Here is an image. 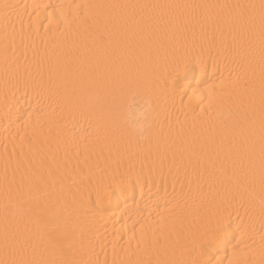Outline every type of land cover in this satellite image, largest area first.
<instances>
[{
	"label": "bare ground",
	"instance_id": "bare-ground-1",
	"mask_svg": "<svg viewBox=\"0 0 264 264\" xmlns=\"http://www.w3.org/2000/svg\"><path fill=\"white\" fill-rule=\"evenodd\" d=\"M123 3L259 0H0V259L4 205L18 198L22 181L51 167L57 177L52 195L67 218L66 235L60 239L66 259L77 264H144L156 258L166 238L179 257L178 232L201 220L214 227L223 216L226 224L215 243L201 249L209 264L217 259L222 264H264V191L258 176L201 190L187 157L184 163L179 156L174 159L183 140L229 120V110L246 103L247 85L242 79L237 86L236 77L254 79L258 87V67L255 76L244 72L241 58L230 56L217 42L219 54L216 49L211 53L215 66L206 51L203 72L193 59L174 81L158 78L149 91L126 94L117 123L95 94L78 83L75 92L71 84L65 87L73 41L80 48L90 46L97 31L91 17L102 21L106 11L86 6ZM6 4L15 7L5 10ZM187 36L193 40V32ZM194 39L193 54L199 55V28ZM42 77L44 87L38 88ZM227 93L229 103L217 111L215 100ZM70 109L85 116L70 120ZM145 110L147 119L134 124L130 116ZM113 174L117 180L128 178L127 183L108 191L99 213L86 211L82 199L90 196L94 202L100 178L107 181ZM23 195L28 198L27 189Z\"/></svg>",
	"mask_w": 264,
	"mask_h": 264
},
{
	"label": "snow or ice",
	"instance_id": "snow-or-ice-1",
	"mask_svg": "<svg viewBox=\"0 0 264 264\" xmlns=\"http://www.w3.org/2000/svg\"><path fill=\"white\" fill-rule=\"evenodd\" d=\"M14 7L4 5L5 10ZM86 7L106 11L101 13L102 21L91 17L97 31L90 46L84 44L80 48L73 41L74 54L65 70V87L71 84L75 92L78 83L102 99L113 123H117L116 114L126 94L149 91L158 78L174 81L193 59L203 72L206 51L215 66L211 53L216 49L219 54L217 42L224 52L241 58L244 72L250 71L255 76L259 68L258 87L254 79L239 74L236 77L237 86L242 79L247 85L246 103H241L235 112L230 109L229 120L212 124L206 132L183 140L174 159L179 156L184 163L187 157L186 164L192 167L201 190L205 185L211 188L226 181H253L258 176L264 191V0L258 4L123 3ZM197 28L202 42L199 55H194ZM190 31L192 41L187 36ZM228 37L231 43L227 42ZM37 87H44L43 77ZM230 96L231 93L223 94L215 100L217 111L229 103ZM209 104L212 106V98ZM68 115L70 120H75L85 113L70 109ZM127 179L121 175L117 180L116 174L107 181L101 177L96 200L93 202L88 196L82 199L81 206L88 212L99 213L108 191L122 189ZM56 180L51 167L46 172H37L27 183L22 181L19 185L18 198L4 205V258L0 264H77L64 258L60 245V239L66 235L67 218L57 207L59 198L52 195ZM25 189L28 198L23 195ZM101 191L104 196L100 195ZM225 224L223 216L210 228L201 220L177 233V244L182 249L179 257L168 247L166 238L156 258L144 264H209L201 249L215 243ZM156 244L158 241H153ZM216 264L222 261L217 259Z\"/></svg>",
	"mask_w": 264,
	"mask_h": 264
},
{
	"label": "clouds",
	"instance_id": "clouds-1",
	"mask_svg": "<svg viewBox=\"0 0 264 264\" xmlns=\"http://www.w3.org/2000/svg\"><path fill=\"white\" fill-rule=\"evenodd\" d=\"M146 103H148L149 107H150V101H146ZM130 118L133 120L134 124H135V120L136 119H144V120H146L147 119V110L139 112L137 117H131L130 116ZM141 131H143V127L141 128Z\"/></svg>",
	"mask_w": 264,
	"mask_h": 264
}]
</instances>
